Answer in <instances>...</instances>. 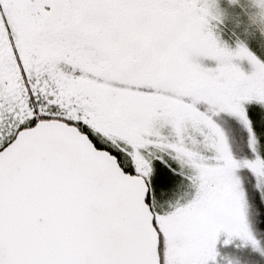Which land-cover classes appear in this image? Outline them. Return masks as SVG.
<instances>
[{"label": "snow or ice", "instance_id": "6c2138e0", "mask_svg": "<svg viewBox=\"0 0 264 264\" xmlns=\"http://www.w3.org/2000/svg\"><path fill=\"white\" fill-rule=\"evenodd\" d=\"M214 7L0 0V264H264V61Z\"/></svg>", "mask_w": 264, "mask_h": 264}, {"label": "rangeland", "instance_id": "374dc122", "mask_svg": "<svg viewBox=\"0 0 264 264\" xmlns=\"http://www.w3.org/2000/svg\"><path fill=\"white\" fill-rule=\"evenodd\" d=\"M214 11L219 19L210 21V26L222 44L234 49L237 44L243 43L250 51L253 50L255 52L257 50L264 55V21H261L259 18L254 16L256 10L252 6V0H215ZM224 27L225 29L232 27L235 34L234 37L236 38L233 40H228L225 36H223L221 31L223 32ZM250 44H253V49L251 48ZM254 52V55H258L257 52H255L256 54ZM236 62L239 63L242 69L246 72L251 70V64L247 59H237ZM202 63L206 66L214 67L216 62L214 60L204 58ZM220 117H222L223 120ZM224 118L226 120L230 119L232 122L237 124V122L228 114L220 113L216 119L222 127L224 126L223 128L226 127L225 122H223ZM241 130L243 131V129ZM225 132L229 139L233 142L234 150L239 153V137L235 139L234 136L229 135L226 130ZM257 235L261 241H264V227L258 225ZM223 239L224 237L221 235L220 242L217 246L226 260L230 258L235 262L238 256L241 259H245L249 255L251 251L249 248L236 249L233 246H225L222 243Z\"/></svg>", "mask_w": 264, "mask_h": 264}, {"label": "trees", "instance_id": "16d2710c", "mask_svg": "<svg viewBox=\"0 0 264 264\" xmlns=\"http://www.w3.org/2000/svg\"><path fill=\"white\" fill-rule=\"evenodd\" d=\"M222 35L225 36L228 40H233L235 39L236 37H234V30L231 28H227L225 29V27L223 28V32L221 31ZM251 48L253 49V44H250ZM253 51V50H252ZM254 52V51H253ZM257 52L258 55L255 53ZM254 53L262 60L264 61V55L261 54L259 51H255ZM251 107L253 108H256L257 106L255 104H253ZM217 118V117H216ZM222 119V117H220ZM223 120V119H222ZM225 122V130L228 132L229 135L231 136H234L235 139H237L239 137V141L241 140V137L245 135V133L241 130V128L234 122H232L230 119H225L224 118V121ZM224 127V126H223ZM251 187V186H249ZM255 211V210H253ZM259 226H262L264 227V220L261 221V223L259 224ZM260 237H263V236H260Z\"/></svg>", "mask_w": 264, "mask_h": 264}]
</instances>
